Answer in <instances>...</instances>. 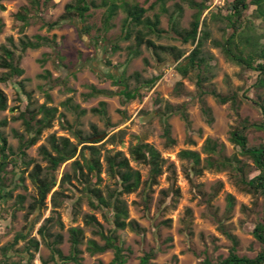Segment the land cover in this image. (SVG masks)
Returning <instances> with one entry per match:
<instances>
[{
    "label": "rangeland",
    "instance_id": "1",
    "mask_svg": "<svg viewBox=\"0 0 264 264\" xmlns=\"http://www.w3.org/2000/svg\"><path fill=\"white\" fill-rule=\"evenodd\" d=\"M39 1L40 5L35 7L30 0H2L5 10L0 11V20L4 24L0 34V59L1 46H7L15 52V62L24 70L21 77H14L7 82L0 81V89L8 99L7 110L0 112V130L12 147L8 159L10 164L5 173L6 183L13 189L20 176H24L23 183L13 190L11 196L0 198V259H5L3 248L14 243L17 236L23 235L25 239H20L14 249L7 252L10 262L25 263L28 255L33 252L32 249L27 250L28 244L36 238L40 247L34 264H42L43 261L54 264L51 252L38 232L55 211L54 217L59 218L63 227L53 222L51 232L63 236V243L59 246L62 253L67 255L70 252L69 229L80 227L85 235L81 247L84 252L83 264H111L113 251L94 256L86 251L89 239L100 243L102 240L93 234L94 229L86 226L83 220L85 214L94 215L108 232L114 228L111 210L91 208L83 192V185L75 179L70 184L59 185L65 174L73 175L72 161L61 165L56 172L59 184L49 194L45 206L35 203L38 190L30 174L35 166L43 170V175L49 171V163L43 158L40 148L45 146L51 150V135L69 138L76 144L77 140L68 124L81 129L85 135L92 134L93 126L103 132L96 137L101 140L97 146L102 153V163L107 151L123 152L130 159L131 166L141 173L143 181L148 179L149 167L131 159L130 150L136 143L153 145L166 161L164 174L159 177L158 184L151 191H146L147 202L144 201L143 186L137 192L123 196L129 207L130 219H135L145 229L140 235L130 229L118 232L125 248L131 249L128 264H138L142 254L152 249L156 251L157 264H204L206 258L213 261L225 258L232 243L221 232L220 222L237 237L239 254L255 257L261 246L253 231L262 216L263 199L242 191L237 185V173L232 169L222 172L204 170L198 175L190 162L179 157L182 150H192L199 152L204 161L207 155L203 153V147L206 140L212 139L225 146L223 154L226 157L236 156L245 162L248 165L246 171L250 173L253 164L241 156L238 148L230 142L231 132L245 125L249 144H264V131L254 127L263 122L264 117L256 105L245 99L248 97L264 101V89L254 87L257 72L229 62L221 50L213 45L214 40L221 41L231 33L224 23L211 17L223 6L209 9L203 14L211 33L203 47L209 65V71L203 74L207 77L202 89L207 94L203 95L197 86L199 71H191L188 77L181 76L175 69L177 63L170 55H162L164 62L160 63L151 50L142 46L140 55L131 57L129 47L134 46L135 40L134 37L129 41L124 40L122 22L125 15L122 12L115 17L108 32L102 29L103 9L91 11L88 19L91 26L89 34H82L79 25L69 22H60L59 26L48 30L47 24L57 22L64 14L65 6L72 0ZM139 1L145 8H149L157 0ZM189 1L203 0L166 1L165 7L170 12L174 11L175 4L182 6L183 14L179 19L182 29L190 27L195 13ZM24 8L30 16L27 27H23V22L17 18V14L24 12ZM160 13L161 6L156 4L146 16L154 18V15ZM160 21V28L169 31V16L161 14ZM254 24L258 34L264 35V22L255 19ZM36 35L47 37L58 44L60 53L65 56L66 68L62 67L59 55L51 45L20 52L19 41L24 37L32 39ZM149 39L157 45L176 47L183 51L182 60L194 49L191 43L183 44L174 40L170 33L162 38L149 36ZM115 44L119 47L117 50H113ZM6 72L0 67V76ZM156 76H160V79L154 86H149L147 81ZM119 78H126L129 88L137 90L136 99L126 101L119 95L122 89L114 82ZM93 88L98 92L107 91L112 94L90 96ZM210 90L227 96L235 95L236 104H219L208 93ZM68 99H72V103L79 106L80 110L87 112L79 115V111L65 107L63 103ZM202 100L212 109L211 123L202 112ZM101 102L106 103V117L91 112ZM43 104L57 108L56 119L52 128L44 131L38 142L26 150L24 160L19 152L20 137L27 139L29 136L21 114L28 106L31 110H37ZM182 111L188 115L190 128L182 118ZM166 119L171 125V135L175 140L173 145L168 144L163 137ZM4 122L6 124L2 125ZM114 135V141H109ZM28 162H31L30 165H27ZM101 176L103 181L100 187L104 191L119 189L117 180L107 176L105 171ZM173 177L176 178L175 187L180 189L178 197L169 191V178ZM56 191L59 192L55 196L56 201L60 202L59 208L54 207L52 199ZM229 195L235 200L231 212H228L227 205ZM80 197V206L75 208L74 203Z\"/></svg>",
    "mask_w": 264,
    "mask_h": 264
},
{
    "label": "trees",
    "instance_id": "2",
    "mask_svg": "<svg viewBox=\"0 0 264 264\" xmlns=\"http://www.w3.org/2000/svg\"><path fill=\"white\" fill-rule=\"evenodd\" d=\"M30 1L35 7L40 5L39 0ZM166 1L157 0L155 4L149 8H145L139 0H72L65 6V12L60 16V19L53 24H47V27L48 30H52L59 26L60 22H69L76 26L79 25V30L82 34H89L91 26L88 24V19L91 17V11L103 9L102 29L108 32L112 28V22L115 17L119 12H122L125 15L122 22L124 40L129 41L133 37L135 40L134 46L129 47L131 57H138L142 46H146L147 49L151 50L160 63L164 62L162 55H170L177 63L175 69L181 76L188 77L191 71H199L197 86L202 90L203 83L207 80V77L203 76V74L209 71L208 58L204 55L203 47L211 37L207 20L203 19V14L210 9L211 0H203L202 2L189 1L190 6L195 9V13L188 29H182L180 26L179 19H181L183 14L182 6L175 4L174 11L170 12L165 7ZM208 2L209 5L207 4ZM156 4L161 6V13L154 15V18L146 16L149 10H152ZM251 9L252 13L249 14ZM4 10L5 7L2 0H0V11ZM23 11L17 14V18L23 22V27H27L30 24V16L25 12L27 11L26 8ZM161 14H167L169 16V31L160 28ZM211 17L215 21L219 20V22L224 23L226 29L231 31L221 41L214 40L213 45L221 50L229 62L243 69L257 72L254 87L264 89V35L258 34L254 24L255 19L264 22V0H226L222 9L213 13ZM3 28L4 24L0 20V34ZM167 33H170L174 40L180 41L183 44L191 43L194 49L182 60L184 56L183 51L178 50L176 47L157 45L153 40L149 39V36L162 38ZM9 41L13 45L14 42L11 38ZM49 45L55 48L62 67L66 68L64 64L65 56L60 53L59 46L55 41H51L47 37L40 35H36L32 39L24 37L19 41L20 52L22 53L28 49L36 50ZM118 48V45H113V50H117ZM15 55V52L7 46H1L0 67L7 70L6 73L0 76L1 82H7L14 77H21L23 75L24 70L15 62ZM111 78L113 79L112 76ZM159 79L160 76H156L148 80L147 84L154 86ZM114 82L122 89L119 95L126 101H132L138 97L137 90H131L129 88L126 78H119ZM201 93L203 95L207 94L204 90ZM208 93L215 97L221 105L229 102L233 105L236 104L235 95L227 96L215 90H210ZM96 94L111 95L112 92H98L93 88L90 96ZM47 98L49 99L50 97L47 96ZM245 99L256 105L264 117V101L252 100L248 97H245ZM63 105L71 110L79 111V115L87 112L86 110H80L79 106L74 105L72 99H68ZM7 108V96L0 89V112L7 110ZM168 109L170 110L171 108L168 107ZM201 109L207 121L211 123L213 121L212 109L204 100H202ZM57 111V108L48 107L46 104H43L37 110H31L28 106L21 114L23 125L29 136L27 139L24 136L20 137L19 152L24 160L26 158V150L38 142L44 131L52 128ZM91 112L106 117V103L101 102L99 107L92 108ZM181 115L190 128L191 122L186 112L182 111ZM5 124L6 122L2 125ZM254 127L259 131H264V121L255 124ZM68 128L76 138V144H73L69 138H58L55 135H51L49 137L51 150H48L45 146L40 148V153L49 163V171L43 175V170L39 166H35L33 172L30 174V178L38 190V198L35 203L41 204L43 207L45 206V201L49 194L59 184L55 177L56 172L61 165L72 161L73 175L65 174L59 185L64 186L65 184H70L72 179L77 180L83 185V192L86 194L85 197L88 199L89 206L93 209H110L113 217L114 228L106 232L102 223L94 215H84L83 220L86 226L92 227L94 229L93 234L99 236L102 240V243H100L95 239H89L87 241L86 251L91 256L113 251L114 257L111 264H128L131 249L125 248L124 242L121 240L118 232L130 229L140 235L145 232V229L135 219H130L129 207L123 199V196L135 193L143 186L142 193L145 197L144 201L147 202L148 194L146 191H151L152 187L158 184L159 177L164 174L166 161L153 145L145 142L136 143L130 150L131 159L149 167L148 179L143 181L141 173L131 166L130 159L123 152L107 151L103 157L104 164L102 163V153L99 146H97L101 140H97L96 137L103 132L97 130L95 126L92 127L93 132L90 135H85L81 129L69 124ZM246 129L247 126L245 125L242 128L234 129L231 132L230 142L238 148L241 156L252 162L254 168L250 173L246 171L248 165L245 162L239 160L236 156L226 157L223 154L225 146L216 140H206L203 153L207 155V158L204 161L197 151L182 150L179 153L180 159L190 162L194 167L195 173L198 175L204 170L222 172L227 169H232L237 173V185L242 191L253 195L257 199H263L262 216L259 218L260 220L255 225L253 231L255 239L261 246L259 253L255 257L240 255L238 252L239 241L237 237L227 231L224 224L220 222L221 232L232 243L229 254L225 258H220L217 261L206 258L204 264H264V144L250 145L245 133ZM115 137V135L111 136L109 141H114ZM163 137L168 144H175V140L171 135V125L167 119L164 121ZM11 150L12 147L9 146L7 138L0 130V198L11 196L13 190L23 183V175L17 180L13 189L9 188L10 186L6 183L7 178L5 177V173H7V167L10 164L8 159ZM30 163L28 162L27 165H30ZM104 171L107 176L117 180L119 183L118 190L107 189L104 191L100 187L103 181L101 175ZM253 173L255 174L251 176ZM169 179L171 181L169 191L173 192L176 197L180 196V189L175 187L176 178ZM58 194L59 192L56 191L52 198L55 208H59L60 206V202L56 201L55 197ZM227 200L228 212H231L235 200L231 195L227 197ZM81 201L82 197L77 199L74 203L75 208L80 206ZM54 214H56L55 211L52 217L46 219L38 232L43 243L51 252V260L54 264H83L84 252L81 248L85 241L83 229L80 227H72L69 229L70 252L67 255L62 253L63 251L59 246L63 243L64 238L61 234H53L51 228L53 222L58 223L61 227H63V224L59 218L54 217ZM20 239H25V236H17L14 243L3 248L5 259H0V264H34L36 253L40 247V242L36 238L30 240L28 244L29 248L27 250L30 251L32 249L33 252L28 255V260L25 263L10 262L9 257H7V252L14 249V245ZM155 259L156 251L152 249L142 254L138 264H157ZM42 264H47V262L43 261ZM98 264L104 263L99 262Z\"/></svg>",
    "mask_w": 264,
    "mask_h": 264
},
{
    "label": "built area",
    "instance_id": "3",
    "mask_svg": "<svg viewBox=\"0 0 264 264\" xmlns=\"http://www.w3.org/2000/svg\"><path fill=\"white\" fill-rule=\"evenodd\" d=\"M225 1L226 0H211L210 9L224 6Z\"/></svg>",
    "mask_w": 264,
    "mask_h": 264
}]
</instances>
